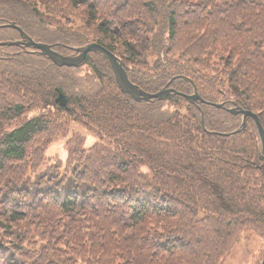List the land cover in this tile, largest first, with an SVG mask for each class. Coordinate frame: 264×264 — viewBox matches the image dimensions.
<instances>
[{"label":"trees","instance_id":"1","mask_svg":"<svg viewBox=\"0 0 264 264\" xmlns=\"http://www.w3.org/2000/svg\"><path fill=\"white\" fill-rule=\"evenodd\" d=\"M56 3L87 11L99 37ZM9 23L63 54L98 42L144 90L172 81L189 95L193 80L200 98L137 102L98 52L70 68L1 45L23 40ZM237 105L264 126V0H0V114L17 121L35 109L0 125V264H220L232 240L264 223L262 140L254 119L243 126L229 111ZM57 114L95 139L70 135L63 172L26 160Z\"/></svg>","mask_w":264,"mask_h":264},{"label":"rangeland","instance_id":"2","mask_svg":"<svg viewBox=\"0 0 264 264\" xmlns=\"http://www.w3.org/2000/svg\"><path fill=\"white\" fill-rule=\"evenodd\" d=\"M56 5L59 9L62 8L64 10V13L68 16L69 20L77 23L75 28L85 29L86 35H89L92 39H97L99 37L100 32L97 30V23L94 21V23L91 24V19L89 18V14L87 13V11H85L84 9L69 6L68 4L62 5V3H56ZM92 39L89 40L92 41ZM95 62L107 74L106 79L111 78V74H109L108 71H106L105 69L106 65L104 66L98 59H95ZM171 85L169 87H172ZM108 91L116 92L115 87L111 86L110 82L108 84ZM7 95L11 101L18 99L20 96L19 93L15 91L8 92ZM237 106H234L233 108H236ZM34 111L35 109H30L17 121H8L6 119H3L0 114V125H4L3 131H8L16 127L18 124L22 123V120L32 116ZM239 115L242 114L239 113ZM92 130L93 129L86 126L82 120H71L69 119V116L57 114L55 117V122L53 124V131L43 136H37L35 140L28 145V148L36 146L39 149L40 154L38 156H35L34 153L29 150L27 152L26 160L31 162L34 166L38 168L40 167V165H42L43 168L45 167L46 163H48V167L46 169L55 168L58 170V172H63L64 170H66L68 163L67 143L70 138V135L73 133L82 134L85 136V138L88 139L87 144L91 145L95 141L93 137L94 130ZM68 131L71 132L68 133ZM43 138L44 141H42ZM251 141L253 140L251 139ZM259 173H263V170L259 171ZM231 179H233L232 176ZM31 180L32 182H34L35 176H33ZM236 241L237 238L230 242L231 244L227 250L228 254L224 257L220 264L262 263L264 259V223L259 225L256 230L252 232L250 231V233L248 232L246 234H243V238L237 242ZM219 259V257H216V260Z\"/></svg>","mask_w":264,"mask_h":264},{"label":"water","instance_id":"3","mask_svg":"<svg viewBox=\"0 0 264 264\" xmlns=\"http://www.w3.org/2000/svg\"><path fill=\"white\" fill-rule=\"evenodd\" d=\"M4 27H11V28H15L19 30L23 40L18 41V42H4L1 45H7V44H10V45L17 44L18 45L20 43H24L27 46L34 47L35 49L39 50L43 55L47 56L50 60H52L59 67H64V66L70 67V68L79 67L82 63L85 62L86 57L89 53L98 52L102 54L111 63L114 76L120 88L123 90V92L130 95L137 102H142V101L148 102L154 99L164 101L168 98L170 93H177V94L183 95L190 101H195L200 98L197 86L193 82V80H191L190 78L189 80L192 81V83L194 84V88H195V93L192 95L184 94L182 92L177 91L175 88L169 87L172 84V81H170L162 90L158 92H149V91L144 90L143 88L135 84L130 79L128 71L123 65L122 61L119 59V57L115 53H113L111 50H109L107 47L99 44L98 42H91L83 46L74 48L73 50L77 53L75 55L63 54L59 52L58 50H55L51 44L35 41L31 36H29L23 30L22 27L16 25L15 23H9L5 25ZM56 101L60 103L62 106L68 105V99L63 92H59ZM211 104L219 108L224 107L223 103H220V104L211 103ZM229 111L233 114L241 113L243 115V126L246 124L247 119L249 117H252L255 120L260 136H261L262 152L264 155V126L261 122L259 115L251 110L244 109L241 106H237L236 108H231L229 109ZM241 129L242 128H239L233 132L222 133V134L223 135L236 134V133H239ZM261 264H264V259Z\"/></svg>","mask_w":264,"mask_h":264}]
</instances>
